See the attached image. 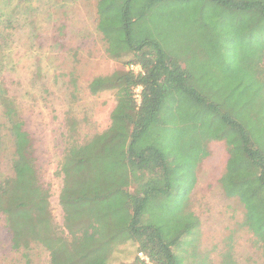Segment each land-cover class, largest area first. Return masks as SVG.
Listing matches in <instances>:
<instances>
[{"label":"rangeland","instance_id":"obj_1","mask_svg":"<svg viewBox=\"0 0 264 264\" xmlns=\"http://www.w3.org/2000/svg\"><path fill=\"white\" fill-rule=\"evenodd\" d=\"M96 1L0 0V80L21 105L59 224L62 154L100 136L116 102L113 90L93 94L89 83L129 68L127 53L113 59L106 51L95 17L99 1L109 5ZM151 1H130L133 11H144L131 23L130 39L156 42L165 58L186 70L204 104L174 98L163 113L169 122L160 139L173 177L166 193L162 187L148 194L141 218L155 224L165 241L176 240L171 247L178 264H264V189L247 191L251 204L244 207L245 189L233 178L249 167L235 163L244 157L239 143H229L233 134L218 114L232 113L250 128L251 143L264 147V23L250 24L251 11L215 0ZM10 143H0V169L7 174ZM138 187L128 183L109 204L142 194ZM112 246L107 264H142L132 239L119 232ZM28 253L10 246L0 214V264H49L41 247Z\"/></svg>","mask_w":264,"mask_h":264},{"label":"trees","instance_id":"obj_2","mask_svg":"<svg viewBox=\"0 0 264 264\" xmlns=\"http://www.w3.org/2000/svg\"><path fill=\"white\" fill-rule=\"evenodd\" d=\"M130 1L108 0L109 7L101 6L99 1L96 29L111 58H119L125 52L129 59L124 64H137L142 71L127 68L117 74L96 77L89 83L93 94L113 90L116 102L110 113V125L100 136L62 154L57 169V173L63 174L58 195L63 212L61 224L55 221L52 212L50 188L41 181L40 164L21 105L0 80V143L9 138L12 149L10 173L0 169V214L10 233V246L24 256L35 245L46 251L49 264H107L120 232L132 239L136 252H143L150 264H178L171 247L176 240L165 241L159 228L144 222L141 215L148 194L155 195L162 187L165 192L160 193H166L173 177L169 169L171 161L160 139L169 122L163 113L174 98L194 97L203 104L204 101L192 89L186 70L165 58L156 42L146 39L132 42L131 23L144 11H133ZM215 1L221 6L251 11L250 24L264 23V0ZM65 28L63 24L59 31L64 33ZM263 66L259 70L264 73ZM137 86L141 87L139 102L134 97ZM205 106L214 109L207 102ZM218 114L233 134L229 143H239L244 157L235 163L240 168L249 167L248 174L246 170L245 174L236 170L233 178L245 189L241 196L245 202H241L246 208L251 204L247 191L255 192L259 186L264 189V147L251 143L250 128L232 113ZM128 183H134L135 188L139 186L142 194L125 193L123 203L110 205L108 201L125 190Z\"/></svg>","mask_w":264,"mask_h":264},{"label":"built area","instance_id":"obj_3","mask_svg":"<svg viewBox=\"0 0 264 264\" xmlns=\"http://www.w3.org/2000/svg\"><path fill=\"white\" fill-rule=\"evenodd\" d=\"M129 68L132 69L135 72H141L142 71L141 67L139 65H137V64H130ZM134 97H135V100L137 102L140 101V93H139V91L134 94ZM137 255L145 263L150 264V262L148 260V257L143 252H138Z\"/></svg>","mask_w":264,"mask_h":264}]
</instances>
